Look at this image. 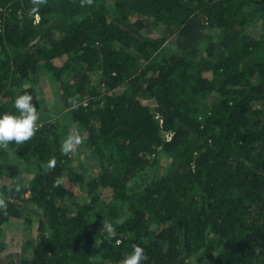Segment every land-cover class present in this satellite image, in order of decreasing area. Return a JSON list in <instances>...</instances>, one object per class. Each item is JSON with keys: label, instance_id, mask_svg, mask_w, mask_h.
Here are the masks:
<instances>
[{"label": "trees", "instance_id": "obj_1", "mask_svg": "<svg viewBox=\"0 0 264 264\" xmlns=\"http://www.w3.org/2000/svg\"><path fill=\"white\" fill-rule=\"evenodd\" d=\"M32 7L0 0V115L47 77L95 162L74 165L59 121L37 110L35 136L0 148V232L27 213L38 224L2 252L30 248L17 264H119L137 244L142 264H264V0ZM70 183L83 192L73 202Z\"/></svg>", "mask_w": 264, "mask_h": 264}, {"label": "clouds", "instance_id": "obj_2", "mask_svg": "<svg viewBox=\"0 0 264 264\" xmlns=\"http://www.w3.org/2000/svg\"><path fill=\"white\" fill-rule=\"evenodd\" d=\"M33 5L32 12L35 13L41 5L47 4V0H31ZM82 7L91 6L93 0H80ZM34 97L27 92L16 95L14 99V108L16 113L5 112L0 115V148L7 149L9 144L24 145L30 141L38 131V111L33 104ZM73 109L79 106L78 97L69 99ZM83 143V137L78 130L69 131L67 137L61 141V151L65 155H69L77 151L78 147ZM57 161L52 158L47 162V169L54 170ZM62 176H58L53 181V187H59L63 184ZM19 191V188L16 189ZM8 203L6 199L0 197V212L7 213ZM101 229L105 234V239L111 241L115 239L116 227L107 219H101ZM145 249L137 244L132 245V251L123 254L119 264H142L147 261Z\"/></svg>", "mask_w": 264, "mask_h": 264}, {"label": "rangeland", "instance_id": "obj_3", "mask_svg": "<svg viewBox=\"0 0 264 264\" xmlns=\"http://www.w3.org/2000/svg\"><path fill=\"white\" fill-rule=\"evenodd\" d=\"M165 25H158L154 28L146 27L148 31H152L151 33L154 34H161ZM166 30V28H165ZM169 33V30L167 29ZM174 37V36H172ZM169 44V43H168ZM37 93L36 95H32L34 97L33 104L37 107V110L41 112L44 116L49 118H53L59 121V125L63 129L64 138L67 137L69 131L71 130H78L79 133L81 129L75 124L69 121L67 117V112L62 107L61 97L60 94L56 92L54 85L47 77H43L39 84L37 85ZM40 114V116H42ZM82 135V133H80ZM72 163L74 165L79 166H86V167H93V163L95 162V158L93 155L81 144L77 151L72 153ZM166 160V158H164ZM168 162V159L166 160ZM67 178L65 179V183L68 184ZM73 193L71 194V198L68 202H73L80 198L83 195L82 190L79 188L78 185L70 183L69 188ZM1 197V195H0ZM32 215V217L36 220L33 223H29L28 216ZM37 215L33 213H27V216L21 217H13L11 220V225L9 229L5 232H0V264H17L21 256L28 254L30 252V248H26L25 251H19L17 248L11 252H2L3 248L5 247L8 239L13 235L18 236L20 239V243L22 242L21 247L23 248L26 245V237L31 232L36 231L37 227Z\"/></svg>", "mask_w": 264, "mask_h": 264}]
</instances>
